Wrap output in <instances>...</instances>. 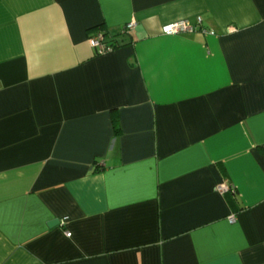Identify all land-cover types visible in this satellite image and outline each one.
<instances>
[{
	"label": "crops",
	"instance_id": "crops-1",
	"mask_svg": "<svg viewBox=\"0 0 264 264\" xmlns=\"http://www.w3.org/2000/svg\"><path fill=\"white\" fill-rule=\"evenodd\" d=\"M0 264H264V0H0Z\"/></svg>",
	"mask_w": 264,
	"mask_h": 264
},
{
	"label": "built area",
	"instance_id": "built-area-1",
	"mask_svg": "<svg viewBox=\"0 0 264 264\" xmlns=\"http://www.w3.org/2000/svg\"><path fill=\"white\" fill-rule=\"evenodd\" d=\"M201 19L197 18L198 26L200 25ZM136 23L131 21L127 23L121 30V33H128L134 29ZM197 26V27H198ZM196 30V26L191 24L188 20H180L177 22H172L165 24L161 27V32L167 36H173L183 33H191ZM104 30L95 31L88 39V43L96 54H104L114 50V47L109 43L110 34H104ZM217 190L220 193H225L229 190V186L226 183H222L218 186ZM235 221L234 216H230L229 222L233 223ZM67 235H70L69 233Z\"/></svg>",
	"mask_w": 264,
	"mask_h": 264
},
{
	"label": "trees",
	"instance_id": "trees-1",
	"mask_svg": "<svg viewBox=\"0 0 264 264\" xmlns=\"http://www.w3.org/2000/svg\"><path fill=\"white\" fill-rule=\"evenodd\" d=\"M98 30H104V34L108 35V31L103 28L102 26H98L95 31H98ZM109 43L114 47V49L118 48L121 44L116 40L115 36H111L110 35V38H109ZM115 126H117V121H115ZM233 188L231 186H229V190L225 193H233Z\"/></svg>",
	"mask_w": 264,
	"mask_h": 264
},
{
	"label": "water",
	"instance_id": "water-1",
	"mask_svg": "<svg viewBox=\"0 0 264 264\" xmlns=\"http://www.w3.org/2000/svg\"><path fill=\"white\" fill-rule=\"evenodd\" d=\"M58 223V221L57 220H55V221H52V222H50V224H49V226H54L55 224H57Z\"/></svg>",
	"mask_w": 264,
	"mask_h": 264
}]
</instances>
